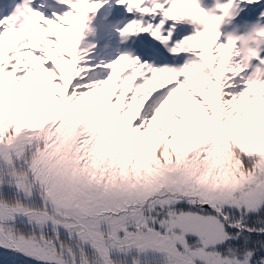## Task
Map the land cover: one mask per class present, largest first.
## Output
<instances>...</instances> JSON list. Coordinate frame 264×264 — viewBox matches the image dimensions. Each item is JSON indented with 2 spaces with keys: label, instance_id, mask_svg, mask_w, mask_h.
I'll use <instances>...</instances> for the list:
<instances>
[{
  "label": "snow or ice",
  "instance_id": "1",
  "mask_svg": "<svg viewBox=\"0 0 264 264\" xmlns=\"http://www.w3.org/2000/svg\"><path fill=\"white\" fill-rule=\"evenodd\" d=\"M59 2L71 10L54 19L34 0L0 19V249L15 264H264V57L236 62L240 38L223 39L236 0L223 15L117 0L163 15L122 37L167 46L178 22L200 26L165 52L187 59L164 64L95 63L81 45L109 0Z\"/></svg>",
  "mask_w": 264,
  "mask_h": 264
},
{
  "label": "rangeland",
  "instance_id": "2",
  "mask_svg": "<svg viewBox=\"0 0 264 264\" xmlns=\"http://www.w3.org/2000/svg\"><path fill=\"white\" fill-rule=\"evenodd\" d=\"M217 1L219 0H215V5H217ZM161 2H163V0H161ZM219 3H221V1H219ZM17 4L19 3L16 0H11L8 4V8L5 9V12L0 13V19H3L4 17L10 15ZM53 4H55V0H34L32 6L45 13L46 16L54 19V13L48 8ZM241 5L249 6L246 3L240 4L239 1H236L230 11V14L227 16L226 21H223V23L221 24V32L223 33V39L225 40L229 35L240 38L237 40L236 44V51L240 52V55L236 56L234 59L236 62L246 64L248 63L246 57L247 50L249 48L258 50L260 52L261 57H264V37H259L256 35V33L260 29L264 28V15H261L262 13H264V0H261L260 4L251 5L243 11L241 10ZM125 6L128 7V5ZM143 6L147 7L145 5ZM201 6L209 11L208 0H201ZM114 9L115 7H110L108 6V4H105L104 7L99 10L102 15L101 22L98 23L99 25L96 24V26L95 24H90L88 27V32L84 36V39L82 41V48L87 49L90 48L91 45H96L95 48L91 49L92 57L94 58L95 63H99L101 60L111 61L117 57L114 56L118 51L117 47H112V50L108 52L111 44L113 43V38L111 35L124 38L125 47L128 46L126 50L132 53L133 55H136L135 50L137 49V43H135V36L122 37L118 31L117 25L112 26L111 21H109V24L103 22L104 20H109L108 18L110 17V12ZM120 9H122V6H120L118 10ZM70 10L71 9L69 8V6L66 5L65 8L59 14H63L64 12ZM128 17L126 16V18ZM152 20H155V17L153 15H146V26L148 23L153 24ZM129 22V20L127 21L125 19L124 26L127 25ZM190 27H192V30L194 31L197 27L200 26L196 24H191ZM164 33L165 31H163V34ZM146 35L151 37L150 34ZM110 53L113 56L112 58L109 56ZM112 53H114V55ZM184 55H186L185 59H187V54ZM251 63L253 66H255L259 63V61L253 60ZM252 72L253 67H249L247 68L246 72L242 75L248 76L251 75Z\"/></svg>",
  "mask_w": 264,
  "mask_h": 264
},
{
  "label": "trees",
  "instance_id": "3",
  "mask_svg": "<svg viewBox=\"0 0 264 264\" xmlns=\"http://www.w3.org/2000/svg\"><path fill=\"white\" fill-rule=\"evenodd\" d=\"M113 38V37H112ZM110 51V49L108 50V52ZM186 57H184L180 62H177V63H183V60H185ZM153 61L157 64H164L163 62L159 61V60H155L153 59ZM166 63V62H165ZM257 226H260V225H257ZM252 239L253 240H262L264 239V237H260V236H257L255 233L252 234ZM0 264H15L13 258H12V254L6 252L5 250L3 249H0Z\"/></svg>",
  "mask_w": 264,
  "mask_h": 264
}]
</instances>
